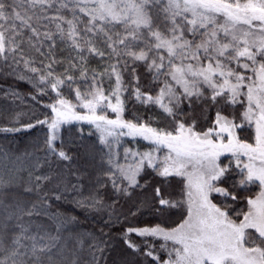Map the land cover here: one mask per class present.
Instances as JSON below:
<instances>
[{"label":"snow or ice","instance_id":"obj_1","mask_svg":"<svg viewBox=\"0 0 264 264\" xmlns=\"http://www.w3.org/2000/svg\"><path fill=\"white\" fill-rule=\"evenodd\" d=\"M56 4L57 0H0V70L23 62L35 74L30 79L36 81L40 96L47 95L48 90L56 93L55 103L45 105L55 113L54 118L50 122L37 121L47 124L50 130L44 141L47 152L65 161L71 159L56 147L55 141L61 125L73 121L95 125L101 133V143L106 145L108 137L130 135L151 141L156 150L166 147L169 151L159 167L153 152H144L139 154L134 167L117 166L118 171L128 181V187L138 184L137 176L145 161L161 177L185 178L186 201L172 202L160 195L159 188L155 191L161 206L180 207L186 203L187 218L171 229L159 225L127 229V233L140 237L163 240L160 248L167 251V259H161L148 239L144 247L131 240H126L127 246L151 264H264V0H60L58 7ZM48 9L57 13L68 10L71 19L63 14L42 16ZM77 12L87 19L82 20ZM42 19L55 22V31L41 32V26L48 27L41 25ZM24 30L31 33L27 36V48ZM57 36L69 41L68 46L76 53L75 57H67V66L59 74L54 65L65 61L55 55ZM45 40L50 42L47 52L42 50ZM87 56L105 58L103 71L89 76ZM137 64L153 73L154 81L164 78L157 96L140 90L139 77L134 75ZM125 70L130 81L136 83L129 96L140 103L159 105L172 120V131L151 127L139 117L135 122L123 119ZM77 75L86 89L82 93L75 88V97L81 107L88 109V115L75 112L71 101L61 92L64 87H73ZM105 76L110 81L114 77L115 87L109 86L108 95L103 87ZM174 84L182 91L178 93ZM202 87L210 90L209 96L205 97ZM241 96L246 100H240ZM113 98L115 103L111 102ZM184 100H204L209 105L240 103L245 110L240 123L217 111L213 127L197 130L195 120L181 119L184 113L180 105ZM102 105L111 108L117 118L98 115L97 109ZM246 124L254 125V143L244 142L236 135V129ZM225 152L235 157L237 168L243 163L240 185L258 182L261 188L254 199L247 200L249 208L241 214L240 222L209 198L217 193L237 199L216 184L228 171L218 163ZM241 157L247 161L243 162ZM9 184L0 179V253L4 254L0 264H103V241L91 246L87 261L78 255L69 258L59 234L53 236L43 224L33 222V216L41 214L38 205L29 207L12 197ZM112 184L118 191L131 195L117 181Z\"/></svg>","mask_w":264,"mask_h":264},{"label":"trees","instance_id":"obj_2","mask_svg":"<svg viewBox=\"0 0 264 264\" xmlns=\"http://www.w3.org/2000/svg\"><path fill=\"white\" fill-rule=\"evenodd\" d=\"M59 2L60 0H57V7ZM58 14L71 19L68 10L57 13L53 9H48L41 13L42 16L48 17ZM77 15L82 20L87 19L83 13L77 12ZM40 23L48 25L47 28L41 26V32L55 31V22L42 19ZM30 35V32L24 30L25 48H27V36ZM49 43L47 40L43 41V51H48ZM68 45L69 41L61 40L57 36L54 45L55 55L65 61L64 64L54 65L57 74L64 71L69 55L76 56ZM241 62H244V58H241ZM11 63L10 60L9 64ZM85 63L91 76L92 72H102L107 60L87 56ZM135 67L134 75L139 77L140 90L149 92L153 97L157 96L160 88L163 87L164 78L154 81L153 73L148 72L142 64H137ZM237 70L243 71L246 76L251 75L243 69ZM34 75L24 67L23 62L19 66L13 65L11 68L0 70V179L10 182L8 190L12 193V197L28 204L29 207L32 204L38 205L41 214L33 216V222L43 224L46 231L53 236L59 234L60 243L64 245L69 258L78 255L87 261L91 246L103 241L105 246L103 264H151V261L137 255L126 244V240H131L144 247L145 239H148L155 245L156 253L161 259H167V251L160 248L164 243L163 240L140 237L136 233H127V229L157 225L171 229L183 222L187 218V204L182 203L180 207L161 206L155 190L159 188L160 195L169 201H186L185 178L175 175L161 177L155 168L148 166L146 161L137 176L138 184L128 187V181L120 175L117 166L124 168L128 164L135 166L140 159L139 154L145 150L154 152L156 146L142 139L131 138L120 141L119 147L110 140L108 145L103 144L100 140L101 133L95 125L87 121H74L71 124H62L60 127V136L55 144L58 149H62L71 157L70 160L65 161L48 153L44 141L50 135L49 127L37 121L50 122L54 118L55 113L45 105L55 103L56 93L48 90L47 95L40 96L35 87L36 81L30 79ZM21 76L24 79H20ZM122 79L124 88L127 89L122 91L121 95V99L125 102L124 120L135 122V118L139 117L151 127L172 131L174 124L159 105L140 103L129 96L136 83L130 81L127 70L123 71ZM110 85L115 87L114 77L110 81L105 76L103 83L105 95H108ZM77 87L82 93L86 89L78 75L71 89L67 87L61 89L64 98L75 105H79L74 91ZM174 87L178 93L182 91L180 86L174 84ZM201 90L205 97L210 95V90L206 87H202ZM33 96L36 100L32 99ZM239 99L246 100L243 96ZM111 102L115 103V99L113 98ZM180 108L184 113L181 119L185 122L195 120L197 130L213 127L217 111L222 116L240 123L241 113L245 110L240 103L209 105L204 100L194 103L184 100ZM101 111L107 113L109 117L116 115L103 106ZM29 124L34 127H28ZM236 135L244 142L254 143V125L246 124L244 128H237ZM128 149L133 154H137L130 161L125 155ZM166 151L165 147L157 151L159 159L163 158V153ZM241 160L244 162L243 158ZM218 162L228 171L220 181L216 182L217 186L225 188L237 199L232 200L217 193H212L210 199L218 207L225 208L232 219L240 222L243 219L241 214L247 212L249 208L247 200L255 198L261 188L258 182L240 185L239 181L243 175L240 168L243 167V163L237 168L235 157L232 155L222 156ZM159 165L157 164L158 167ZM36 177L49 179L37 181ZM113 180L117 181L121 189L127 187L131 195H125L123 191L115 189ZM27 188H32V191H26ZM16 231L18 232L19 229ZM249 231L254 232L251 229ZM168 247H171V242H168ZM3 258L4 254L0 253V259Z\"/></svg>","mask_w":264,"mask_h":264},{"label":"rangeland","instance_id":"obj_3","mask_svg":"<svg viewBox=\"0 0 264 264\" xmlns=\"http://www.w3.org/2000/svg\"><path fill=\"white\" fill-rule=\"evenodd\" d=\"M165 99H166V97H165ZM73 106H74V111L75 112H77V113H79V114H81V115H88L89 114V111H88V109H86V108H83V107H81L80 106V103H79V105H75V104H72ZM103 106V105H102ZM101 106V107H102ZM109 110L111 111V108H109ZM97 114L98 115H100V114H104V115H106L109 119H116L117 118V114L115 115V117H109L108 116V114L107 113H104V112H102L101 111V108H98L97 109ZM124 119V118H123ZM74 122V121H73ZM119 131V130H118ZM124 132H127V130L126 129H124L123 130ZM223 136H224V142L225 143H227V141H228V137H227V134L226 133H224V134H222ZM127 138H131V139H133V140H138V139H142L143 141H145V142H147V143H151V144H153L151 141H149V140H145L143 137H141V136H130V135H118L117 137H108V140H110V141H112L114 144H116V147H119V144H120V141H122V140H125V139H127ZM214 139H215V137H213ZM153 145H155V144H153ZM156 146V145H155ZM157 147V146H156ZM163 146H161L160 148H162ZM159 148V149H160ZM165 149H167L166 147H165ZM128 150H130V149H128ZM157 151L158 150H156V151H152V150H145L144 152H153V154H154V156H155V163L156 164H160L161 163V161H163V158H164V156L168 153V149H167V151L166 152H164L163 153V158H161V159H159V156H157ZM143 152V153H144ZM125 155L127 156V159H129V161L131 160V159H133V157L135 158L136 157V155L134 156L133 155V153H132V151L130 150V151H126V153H125ZM225 155H232L231 153H228V152H225V153H223L220 157H219V159L222 157V156H225ZM244 159V162H246L247 161V158L246 157H241V159ZM219 161V160H218ZM133 162V161H132ZM146 162V161H145ZM219 163V162H218ZM133 165H134V162H133ZM136 165V164H135ZM129 166H131L130 164H128L127 165V167L126 168H128ZM134 167V166H133ZM210 198V197H209ZM254 199V198H253Z\"/></svg>","mask_w":264,"mask_h":264}]
</instances>
